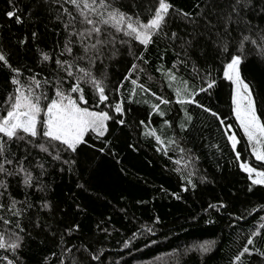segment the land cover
<instances>
[{"label":"snow or ice","instance_id":"snow-or-ice-1","mask_svg":"<svg viewBox=\"0 0 264 264\" xmlns=\"http://www.w3.org/2000/svg\"><path fill=\"white\" fill-rule=\"evenodd\" d=\"M6 4L3 15L16 25L31 22L37 10L43 9L51 22L61 25L64 39L45 51L36 43L40 39L37 30L18 38L17 46L26 51H30L27 48L30 42L36 45L34 66L13 65L11 51L0 45V68L9 72L11 85L0 100V225L3 226L0 250L5 253L0 256V264H23L20 252L25 236H31L23 220L30 217L32 210L52 213L53 205L46 198L49 185L43 181L48 173L46 164L59 165L61 173L74 174L85 149L115 156L113 141L118 138L117 131L128 126L126 117L131 111L125 101L129 105L140 103L134 99L137 92L150 93L157 101L150 104V117L153 113L166 115L161 105L167 106L172 101L151 92L140 82L144 75L152 79L146 68L150 63L146 54L152 46L160 48L163 44L157 57L160 61L169 52L174 56L170 67L161 63L155 71L161 73L183 112L176 127L182 133L189 131L193 115L188 106L201 109L222 130L239 170L246 173L250 182L247 191L264 187V119L258 114L252 88L239 70L248 54L264 62V0H194L191 10L176 7L172 0H29L27 15L20 0H6ZM210 54L213 61H220L223 79L230 82L231 113L242 137L232 131L233 125L225 117L197 100L201 93H208L217 85L213 65L208 62ZM120 57L130 58V66L123 78L112 84L109 65ZM126 82L131 84L127 96L123 91ZM139 123L145 125L143 120ZM163 125L173 128L167 119ZM142 135L153 137L161 146L157 151L165 154L169 145H175L182 154L175 163L180 165L183 161L184 168L189 169L184 177L186 183L196 187L193 177L198 175L195 162L199 157L180 146L175 132L166 142L155 129ZM242 139L246 140V150L254 157L255 165L242 158L238 150ZM95 141H99V147ZM214 147L220 151L219 145ZM41 153L50 157V161L37 158ZM198 178L201 183L207 180L206 176ZM11 179H16L17 187L23 190V199L13 195ZM76 187L85 189V184L77 183ZM32 190L44 194L39 204L29 199ZM227 207L223 201L207 206L217 212ZM76 208L84 211L78 204ZM260 211H264V204L248 210L247 215ZM244 218L241 215L235 219ZM34 227L46 231L57 243L61 249L59 264H103L101 254L91 243L65 247L66 237L81 231L79 223L57 232L51 224L41 225L38 218ZM261 236H264V216L259 217V223L249 231L246 243L229 264H264V248L256 244ZM130 243L125 240L124 247ZM199 250L210 249L201 245ZM44 264H48L47 257Z\"/></svg>","mask_w":264,"mask_h":264},{"label":"trees","instance_id":"trees-1","mask_svg":"<svg viewBox=\"0 0 264 264\" xmlns=\"http://www.w3.org/2000/svg\"><path fill=\"white\" fill-rule=\"evenodd\" d=\"M172 2L184 10H191L194 4V0ZM20 3L27 15L29 0H20ZM7 7L6 0H0V24L3 25L0 28V45L5 51H11L13 65L34 66L33 52L36 45L30 42L27 45L30 51H26L16 44L18 38L30 35L33 30L39 32L40 39L36 43L45 51L57 42H63L61 25L51 22V17L43 9L37 10L31 22L16 25L3 15ZM176 27L174 24L173 28ZM180 27L183 25L180 24ZM162 48L163 44L160 48L152 46L146 54L150 62L146 68L152 79L148 80L144 75L140 82L151 92L172 101L167 106L161 105L166 115L160 117L153 113L150 117V104L157 101L150 93L137 92L134 99L140 103L129 105L125 101V106L131 111L126 117L128 126L118 130V138L113 141L115 156L85 149L81 154L82 163L74 174L67 171L61 173L59 165L46 164L48 173L43 181L49 185L46 198L51 201L53 210L48 214L34 209L30 217L23 220L27 231L31 232V236H25L20 252L23 264H44L46 257L48 264H59L60 261L61 249L57 243L46 231L34 227L38 218L41 225L51 224L57 232L79 223L81 231L71 238L66 237L65 247L91 243L95 251L101 254L103 264H152L161 258L165 260L158 264H229L246 243L249 231L259 223V217L264 216V211L247 215L248 210L264 204V187L256 186L252 192L247 191L250 182L246 173L239 170L234 153L222 130L217 127V122L201 109L190 105L188 111L193 115V122L189 131L182 133L176 127L183 118V112L175 103L174 93L161 78V73L155 71L159 64L167 68L174 60L171 52L163 61L158 60ZM208 62L213 65L217 85L208 93H201L197 100L225 117L233 125L232 131L242 137L231 113L230 82L223 79L219 60L213 61L210 54ZM129 66L130 58L120 57L110 62L112 84L123 78ZM239 70L252 88L258 114L264 119V62H261L260 57L248 54ZM9 75L6 69L0 68V100L6 91L11 90ZM199 83L196 81L197 85ZM130 88L131 84L126 82L123 90L125 96ZM144 100L149 103H144ZM165 119L172 122L173 128L163 125ZM141 120L145 121V125H140ZM149 129H155L165 142L175 132L180 146L191 149L199 157L195 162L198 175L193 177L195 188L186 183L184 177L189 169L184 168L183 161L180 165L175 163L182 155L176 146L169 145L167 154L157 151L161 146L157 145L155 139L142 135ZM95 143L97 147L100 146L99 141ZM214 145H219L220 151ZM246 147V140L242 139L238 150L244 160L255 165V159ZM40 157L48 161L51 159L43 153L37 156ZM177 168L182 171H177ZM198 176H206L207 180L201 183ZM77 183L85 184V189L77 188ZM11 191L18 200L24 198L16 179H11ZM42 195L32 190L29 199L39 204ZM176 195L180 198L177 199ZM219 201L225 202L228 207L219 212L207 208L209 203ZM77 204L84 209L83 212L77 210ZM241 215L245 218L235 219ZM209 220L213 223H208ZM2 228L0 225V230ZM105 228L107 232L103 231ZM148 228L152 231H147ZM125 240L131 241L127 248L124 247ZM204 242L208 243V252L199 250L200 244ZM256 244L264 248V236L257 238ZM4 254L0 250V256ZM76 255L79 256V253Z\"/></svg>","mask_w":264,"mask_h":264},{"label":"rangeland","instance_id":"rangeland-1","mask_svg":"<svg viewBox=\"0 0 264 264\" xmlns=\"http://www.w3.org/2000/svg\"><path fill=\"white\" fill-rule=\"evenodd\" d=\"M207 244H208V243L204 242V243H201L200 246H201V245H206V246H207ZM164 260H165V259H162V258H161L160 260H155L154 262H152V264H158V263L163 262ZM150 264H151V263H150Z\"/></svg>","mask_w":264,"mask_h":264}]
</instances>
